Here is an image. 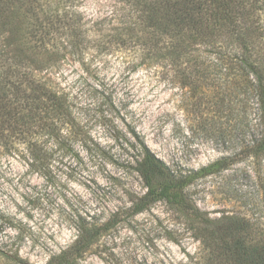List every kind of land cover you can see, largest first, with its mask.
Listing matches in <instances>:
<instances>
[{
    "label": "rangeland",
    "instance_id": "374dc122",
    "mask_svg": "<svg viewBox=\"0 0 264 264\" xmlns=\"http://www.w3.org/2000/svg\"><path fill=\"white\" fill-rule=\"evenodd\" d=\"M73 3L88 31L81 53L60 41L63 55L54 64L44 57L28 63L68 97L74 122L54 135L31 127L0 141V251L48 264L74 244L84 223L99 236L76 264H217L195 238L194 217L264 220L253 96L200 79L182 84L166 63L146 60L142 40L121 32L128 12L122 0ZM21 21L0 16V49L15 50ZM140 142L179 175L223 164L188 186L187 210L157 202L137 212L145 192ZM28 147L41 150L38 162Z\"/></svg>",
    "mask_w": 264,
    "mask_h": 264
},
{
    "label": "trees",
    "instance_id": "16d2710c",
    "mask_svg": "<svg viewBox=\"0 0 264 264\" xmlns=\"http://www.w3.org/2000/svg\"><path fill=\"white\" fill-rule=\"evenodd\" d=\"M74 0H0V16L21 18V35L15 50L0 49V141L30 128L58 133L60 126L74 122L68 97L59 93L30 69V62L44 57L54 64L62 56L60 41L80 54L87 30L73 11ZM127 6L126 32L142 40L145 58L169 66L172 78L182 84L200 79L234 93L253 96L258 116L256 158L264 156V0H122ZM247 103L245 102V105ZM60 125V126H59ZM136 140L140 141L136 135ZM143 147L137 161L145 188L137 209L165 202L185 211L189 208L186 189L200 177L220 170L215 162L197 177L177 174ZM38 162L39 148L28 147ZM215 170V171H213ZM264 208V173L257 175ZM196 209V207L194 208ZM196 239L210 248L217 264H264V220L250 223L241 218L210 220L194 217ZM83 223V222H82ZM74 244L48 264H76L99 236L96 227L78 226ZM254 233L258 238L254 237ZM11 252V251H8ZM0 251V264H26L18 253ZM2 261V263H1Z\"/></svg>",
    "mask_w": 264,
    "mask_h": 264
}]
</instances>
